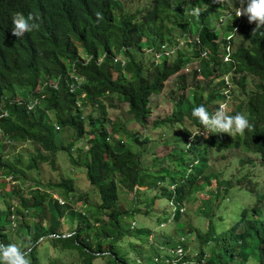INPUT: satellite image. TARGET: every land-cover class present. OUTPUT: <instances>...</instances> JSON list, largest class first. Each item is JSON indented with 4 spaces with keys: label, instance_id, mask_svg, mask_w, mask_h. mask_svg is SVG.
I'll return each instance as SVG.
<instances>
[{
    "label": "trees",
    "instance_id": "obj_1",
    "mask_svg": "<svg viewBox=\"0 0 264 264\" xmlns=\"http://www.w3.org/2000/svg\"><path fill=\"white\" fill-rule=\"evenodd\" d=\"M204 6L207 9H203ZM221 7V2L215 0H150L143 10L137 9L134 13L126 12L115 0H8L0 6V203L3 204L0 208V243L21 244L29 252L30 264H43L39 248L47 245L59 254L77 253L79 264H94L98 258L103 264H172L177 256L162 254L158 249L150 254L138 250L136 256L130 258L119 247L125 235H132L131 225L124 220L138 213L137 209L117 207L119 190L124 188L127 194L137 197L138 189L148 185L142 175L141 153L134 151L130 143L149 139L142 141L141 131L128 130L124 124L109 121L105 118L106 108L107 105L115 107L111 100L118 98L127 104V113L139 126L150 128L147 122L151 113L150 96L161 92L164 82L176 75L175 90L168 93V98L174 101L172 112L156 124L181 123L180 132L187 140L192 136L190 128H203L192 116L193 108L203 105L213 113L217 109L215 100L224 87L222 76L229 73V92L240 95L232 102L233 114L244 111L251 125L242 140L238 135L237 145L241 142L247 152L258 154L264 163V29L253 33L255 24H250L243 16L236 17L232 25L227 24L223 33H218L210 28L209 18L214 13L213 8ZM116 11H120L119 17ZM16 13L33 15L39 27L22 38L13 36L12 17ZM97 13L102 14V19L97 18ZM235 27L237 31H233ZM197 31L201 45L209 50L205 57H201L202 49L194 48L197 44L191 39ZM231 31L233 36L229 42L233 46L229 52L221 53L226 45L224 37ZM183 32L190 34L191 42L185 40L182 47L173 51L178 43L176 37ZM235 32L240 39L236 46ZM146 48L160 52L163 60L159 57L160 62L154 63L151 59L145 66L142 49ZM165 51L169 54H164ZM103 53L104 58L98 61ZM118 53L122 58L114 61L112 56ZM82 55L91 58L84 63ZM224 55H229L232 62L224 61ZM196 61L199 63L196 68L190 66L187 71H182ZM72 69L84 77L73 93L68 91L66 83L71 81L68 73ZM59 75L58 88L46 85L44 99L32 110L27 108L30 98L16 94V88L20 87L28 89L30 97L34 96L33 91L40 82L46 83ZM249 77L255 81V90L247 93L245 86ZM192 87L195 89L193 102L189 103L185 91ZM88 106L100 111L104 117L93 118L91 113L84 115L83 109ZM50 112L55 115V120L50 117ZM64 128L73 131V138L67 144L57 135ZM86 133L87 148L76 146L73 139H80ZM210 136L206 139L197 134L194 139L190 138L188 147L180 149V153L173 149L169 154L176 163L171 166L162 161L158 169L160 174L153 175L154 186L165 180L168 186L175 185L174 191L162 185L161 196L173 198L179 205L195 200L193 202L197 207L203 206L204 215L208 217L204 233L188 226L189 233L199 238L195 255L187 251V240L168 237L163 243L169 248H175L177 244L183 246L184 254L178 264H188L196 259H204L201 264H247L250 258L264 264V194L257 192L252 205L235 209L233 224L221 230L226 206L231 203L227 192L233 185L218 174L205 175L209 156L221 155V148L225 147L222 138L215 133ZM9 140L13 144L33 142L40 147L29 158L27 171L37 168L38 164L50 162L53 165L51 157L66 152L72 166L85 167L87 179L100 197L98 206L83 205V210L78 211L68 204L75 192L71 178L62 177L59 182L22 189L16 183L25 177L24 171L17 167L19 160L13 163L5 158V153L12 147ZM8 176L11 181L6 179ZM213 177L215 185H212ZM206 184L211 187L206 191V197L201 198L198 193ZM55 193L64 198L63 203L53 197ZM13 195L17 197L15 202L10 201ZM145 204L149 209L151 204ZM31 213L36 219L28 217ZM181 216L178 209L174 218L179 221ZM69 217L76 219V226L70 235L64 236V219ZM136 230L149 233L142 228ZM210 243L215 246V251L213 249L207 257L203 249ZM48 264L67 263L58 256Z\"/></svg>",
    "mask_w": 264,
    "mask_h": 264
},
{
    "label": "rangeland",
    "instance_id": "obj_2",
    "mask_svg": "<svg viewBox=\"0 0 264 264\" xmlns=\"http://www.w3.org/2000/svg\"><path fill=\"white\" fill-rule=\"evenodd\" d=\"M115 1H117L118 4L122 5L126 12L134 13L137 11V9L143 10L144 5H147L150 0ZM224 4L228 8L233 9L231 13H235L236 8L240 7V0H224ZM220 11L222 12V9H220ZM124 13L125 12H123V14ZM218 14L219 11L217 10L215 16L211 19L212 22L215 21L214 18H217ZM116 15L117 17H119L120 11H116ZM230 19H232V17H230ZM224 28V25L221 26L217 32L223 33ZM230 37L231 35H228L226 39ZM234 37V44L236 46L240 43L238 32H235ZM152 55L153 54L151 53V51L147 53L146 50H143L142 58L144 57L143 60L145 61H143V63L145 66L147 62L149 63L151 61V59L153 61ZM82 57L86 56L82 55ZM155 59L156 61H159L158 58ZM160 60H163V57H160ZM197 65H199L198 61H196L195 64H191L190 66H192V68H196ZM190 66L188 65L184 67L182 71H187ZM224 66H222L221 68H225ZM175 77L176 75L170 76L164 82V87L161 92L152 94L150 96L151 113L147 117V122L148 124H150L149 127L151 126L150 128L145 129L144 127L142 128L141 126H139V123L133 120V118L127 113V104L125 102H120L118 98H112L111 100V102L115 104V107L107 105L106 108L107 117L105 116V118H108L109 121H116L119 124H124L128 128V130L136 129L141 131L142 135L139 136L140 140L142 141H144V138L149 139L148 141H144L141 143H130V147L134 151L141 153L140 161L142 167V175L145 176L148 185L141 186L138 189L139 192L137 197L136 194L135 196L133 194H127L124 188L122 190H119V202L117 207L119 209L127 210L137 209L138 211L135 216L130 215L124 220L125 222H127L128 225H131L132 235H125L119 243L120 249L123 252H126L130 258H134L138 250L141 251L143 254H150L154 249H158L159 252L162 254L166 253V249L169 247L165 246L163 242L164 239L168 237H175L177 240L178 238L183 237L184 241H188L187 251H189L192 255H195L199 246V238L198 236H193V234L189 233L188 226L191 228H197L202 233L207 230L206 228L208 225V217L204 215L203 206L197 207L196 203L193 202L195 200H188L186 203L179 205V203L173 198L168 199L167 197L161 196V186H168V182L166 180L163 183H158L156 186H154L155 176L153 175L160 174L158 169L161 168L163 164L162 161H165L167 165H174L176 161L170 158L169 153H171L173 149H175L177 153H180V149H184L188 145L186 136H184V134L180 132L182 125L181 123H177L172 126L170 125V122H159L156 124V121H161L164 117L170 115L172 112L174 101H171V99L168 98V93L169 91L175 90V86L173 85V82L176 79ZM200 77H202V75ZM254 82L255 81H253L250 77L247 79V83L245 86L247 93L252 90H255ZM194 90V87H192L188 88L185 91V98L187 101H189V103L193 102ZM16 94L19 97L25 95L30 98V94L28 92V89L26 88L17 87ZM222 95L224 97V94ZM231 97L233 96L231 95ZM234 97L239 98L240 95H238L237 93V96L234 95ZM217 98L221 100V96H218ZM201 100L203 101L204 99ZM107 103L108 102H106V104ZM83 110L84 115L91 113V116L93 118L100 117L101 119V116H103L102 114H100V111L90 106L84 108ZM49 115L53 120H55V115L53 114V112H50ZM105 126L110 130V127L107 123L105 124ZM72 132L73 131L71 129L64 128L61 129V131L57 135L63 143L67 144L73 138ZM87 139L88 134L86 133V135L80 139H73V142H75L76 146L86 149ZM221 141L225 147L221 148V155L218 154L209 156V164L206 168L205 175L218 174L220 175V178L229 179L231 181V184L233 185L231 190L227 192V194H229L231 198V203L226 202L230 204L226 206V216L221 223V225L224 227L221 228V230H224L230 227L231 224H233V219L234 217H236V212H234L236 211L235 209L240 208L241 205H245L251 201L250 196H246L245 194L246 189H241L245 188L246 185L252 184L251 182L247 181L246 177L244 178V175L248 176L252 173L246 170L247 166L251 163L248 162L244 163L243 165H240L239 160L236 161L235 158H241L244 161H246L248 158H252L254 159L253 164H259L261 160L255 154L241 151L240 148H238L234 144L230 145L231 136L229 135L223 136ZM8 144L10 146L12 145V147L9 150L7 148L8 152L5 153V158L9 159L13 163H17L16 160H19L20 163L17 164V167L22 169L25 173L24 179L16 181V183H19L22 189H28V187L33 188L36 187V185H40L41 183L44 184L47 182H59L62 177L71 178L74 181L75 192L71 199H69L68 204H70L73 209L82 211L83 209H81V207L83 205L98 206V204L100 203V197L96 189L94 190L92 188L89 180L87 179L85 167L72 166L68 161L66 152L62 151L58 152L56 155H53L51 157V159H53L54 161L53 165L50 162L47 164H38L37 168H33L27 171L25 167L29 162V158L33 156L37 152V150L40 149V147L33 142H18L14 144ZM42 152L44 154L47 153L45 151ZM154 158L157 159L154 160ZM260 172L261 170L255 172L254 177H258V181L264 183L263 176ZM6 179L9 181L12 180L9 176ZM204 182L205 181H203L201 184H203ZM215 184L216 182L213 177L212 185ZM168 187L170 189H174L175 185L171 184ZM210 187L211 186H209L208 184H206L204 187H201V190L198 193L199 197L205 198L207 195L206 191ZM53 197L58 199V202L60 204L64 201V198H60L56 193L53 194ZM16 199L17 197L14 195L10 197V201L15 202ZM145 203H152L151 206H149V209L146 208ZM250 203H252V201ZM1 207H3L2 203H0V208ZM87 208L89 210V207ZM178 209L179 211H181L182 216L179 221H176L174 216L175 212ZM28 217L30 219H36V215L34 213H31ZM166 217H168V219L164 220V218ZM75 226L76 219H71L70 217L65 218L64 225L62 228L63 235H70L71 231L74 229ZM137 228L145 229L149 233H140L136 230ZM213 249L215 251V246L210 243L206 245L203 250L208 254H206L207 257H209L213 252ZM39 251L43 258V264H48L51 259H55V257L58 256L62 261L67 264H79L77 262L79 260H77V253L74 252L66 251L62 254H59V252L55 251L52 247H49L48 245L39 248ZM155 260H157V258H155ZM94 264H103V260L98 258L95 260ZM247 264H258V261L256 259L250 258Z\"/></svg>",
    "mask_w": 264,
    "mask_h": 264
},
{
    "label": "clouds",
    "instance_id": "obj_3",
    "mask_svg": "<svg viewBox=\"0 0 264 264\" xmlns=\"http://www.w3.org/2000/svg\"><path fill=\"white\" fill-rule=\"evenodd\" d=\"M7 1L8 0H0V6L7 3ZM215 2H218V3L221 2V5L223 6L221 8H217V10L219 11V14H218L217 18H214L215 19L214 22H212L211 19L216 14L217 10H215V8H213L214 13L211 14L212 16L209 18L210 28H213L215 31H218V29L223 25L224 26H226L227 24L232 25V21L236 17L241 18L243 16L247 17V20L250 24L251 23L255 24V28L253 29V33L260 30V29H264V0H240V7L236 8L235 13H231L233 11V9L228 8L224 4V0H215ZM203 9H207V7L204 6ZM220 9H222V12L220 11ZM230 17H232V19H230ZM97 18L102 19V14L97 13ZM34 20H35V18L31 14H29L27 16L26 14L24 15L22 13H16L12 17V24H13L12 35L17 37V38H22L26 33L32 32L34 29H37L39 27V25L36 24L34 22ZM201 28H202V26H201ZM199 31H197L193 34V35H195L194 38H192L188 32L180 33L179 36L176 37V40L178 41V43L175 44L173 51L175 49H177L178 47H182L185 40H188L189 42H191V39H192L197 44L194 46V48L200 47V50L202 49L200 51V53L202 54L205 51L206 55H207L209 50L201 45L202 43H201V39L199 36ZM233 31H237V28L236 27L233 28ZM233 31H231V33L229 35L233 36ZM262 34H264V33H262ZM227 36H225L224 38L226 39ZM190 37H191V39H190ZM229 40H230V38L226 39V45L225 46L223 45V47H222L223 51L221 53H223L224 51L225 52L230 51V48L233 46V44H232V42H229ZM142 50H144V51L146 50L147 53H149L151 51V53L153 54L152 55L153 61L155 59L156 53H158L159 57H160V52H156V51L153 52L151 50V48H146V49H142ZM170 52H172V51H170ZM118 54L122 57V55L120 53H118ZM118 54H114V55H118ZM205 56H201V57H205ZM159 57H158V59H159ZM228 57H229V55H227L226 57L224 55V61L232 62V59H229ZM82 59H84V63L89 61L88 56L82 57ZM99 61H101V60H99ZM157 63H159V62H157ZM72 73H76V74L81 75L80 73H77L75 71V69H72V71H70L68 73V76L70 77V74H72ZM225 75H228V79H227L228 84L227 83L225 84ZM222 79L224 81V83H223L224 87L221 89V93L219 94V96H221V100H219V99L215 100L217 102V109L213 113H209L208 109L203 105H200V106L193 108L192 116L199 121V123L202 125L203 128H190L191 129V135H192L191 137H192V139H194L195 138L194 136H196L198 134V135H200L206 139L207 138L209 139L211 137L210 134H213V133H215L220 138H222L225 135H229V136H231L230 145L234 144L235 146L240 148L241 151L247 152L242 147L241 142H239V144L237 145V143L239 141L238 135H240V137H241L240 140H242L243 134L245 133L246 130H249L251 128V125L249 123L247 116L245 114H243L244 111H243V113L237 112V113L233 114L235 111L234 110L235 107L232 104V102L236 98V97H234V95L237 96V93L232 94L229 92L230 91L229 86H230L231 74H229V73L224 74L222 76ZM54 80H57L58 81L57 83L59 84L60 75H59V77H57ZM54 80H52V81H54ZM68 81H70V80H68ZM43 83L42 82L39 83L40 85L33 91V93H35V94H34V96L30 97L29 102L34 97H37L38 102L36 103V105H39V101L41 99H44L45 87H44V89H41V85ZM67 88H68V86H67ZM53 89H56V88H53ZM227 89H228V98H226L225 94L223 93ZM68 91H69V89H68ZM71 93H73V92H71ZM222 94H224V97ZM231 95L233 97H231ZM16 100H20V98H16ZM18 102H23V101H18ZM211 104H214V103L211 102ZM30 110H32V109H30ZM191 137L187 138L188 145H189ZM188 145L186 147H188ZM247 153H249V152H247ZM252 154H255L261 160L259 162V164H253L254 159H252V158H248L246 161H244L241 158L240 159L235 158L236 161L239 160L240 165H243L244 163H248V162L251 163L250 165L247 166L246 170L248 172H252V173L249 174L248 176L244 175V178L246 177L247 181L251 182L252 184L246 185L245 188H241V189H246L245 194H246V196L247 195L250 196L252 203H250L251 202L250 201L245 205H241V207L252 205L256 199L255 194L257 192H259V194H264V183L259 182L258 177H254V173L257 172L258 170H261L260 173L262 174L263 181H264V163L262 162V159L258 154H256V153H252ZM237 189H239V188H237ZM28 254H29L28 250L25 249L21 244L12 243V244L5 245V244L0 243V264H30V261L28 259Z\"/></svg>",
    "mask_w": 264,
    "mask_h": 264
},
{
    "label": "built area",
    "instance_id": "obj_4",
    "mask_svg": "<svg viewBox=\"0 0 264 264\" xmlns=\"http://www.w3.org/2000/svg\"><path fill=\"white\" fill-rule=\"evenodd\" d=\"M164 54H169V52L165 51ZM104 53L98 58V61L99 60H102V58L104 57ZM206 55V52L204 51L201 56H205ZM159 57V54L156 53L155 55V58H158ZM91 57H88V60H90ZM120 58H122L119 54L118 55H114L112 56V59L114 61H118ZM154 62H157L156 59L154 60ZM196 63V62H195ZM70 78H71V81H68L67 82V86H68V89H69V92H74L80 85L81 82L84 81V77L79 75V74H76V73H72L70 74ZM228 75H225V84L227 83L228 84ZM58 81L57 80H50L46 83H43L41 85V89H44V87L46 85L48 86H51L53 88H56L58 87ZM225 94V97L228 98V89L225 90L223 92ZM38 102V98L37 97H34L28 104H27V108L30 110V109H33L34 106L36 105V103ZM10 144H12L13 142L9 140ZM171 191H174L173 189H171ZM181 241L184 240L183 237L179 238ZM166 254H171V255H176L177 258L176 259H173L172 260V264H178V261L179 259L183 256L184 254V249H183V246H181L180 244H177L175 248H167L166 249ZM202 262H204V259L202 260H192V261H189L187 262L188 264H201Z\"/></svg>",
    "mask_w": 264,
    "mask_h": 264
}]
</instances>
